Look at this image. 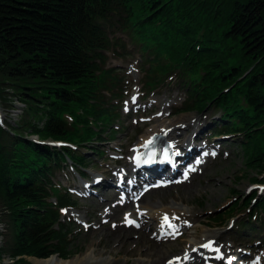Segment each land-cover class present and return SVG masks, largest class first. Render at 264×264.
Here are the masks:
<instances>
[{
    "label": "trees",
    "instance_id": "trees-1",
    "mask_svg": "<svg viewBox=\"0 0 264 264\" xmlns=\"http://www.w3.org/2000/svg\"><path fill=\"white\" fill-rule=\"evenodd\" d=\"M119 33L146 55L149 90L175 76L184 110H220L244 135L246 168L264 172V0H0V211L12 257L72 255L59 211L69 199L53 178L64 156L85 168L83 159L30 136L80 147L102 138L118 118L122 78L107 54L123 57ZM257 207L264 213V196Z\"/></svg>",
    "mask_w": 264,
    "mask_h": 264
},
{
    "label": "rangeland",
    "instance_id": "rangeland-1",
    "mask_svg": "<svg viewBox=\"0 0 264 264\" xmlns=\"http://www.w3.org/2000/svg\"><path fill=\"white\" fill-rule=\"evenodd\" d=\"M124 40L126 42V45H128L126 53H129V55H127L126 59L117 61L113 54H109L111 62L113 64H119L124 67L137 65L138 61L141 60L142 54L134 45H132L129 39L125 37ZM118 51L120 53H123L124 50L118 49ZM128 74L131 76L129 80L134 84L132 93L134 92L136 87L141 89L143 87V75L139 74L136 69H129ZM184 100L185 91L183 89H180L178 85H176V83H172L169 86L158 90L157 93L151 96L148 100L144 102L142 101V103L138 107L134 108V111H132V113L126 115V111L124 110L121 118V124L123 128L118 130L117 133L114 134V142L109 145L108 141H110L111 139H109V136H107L104 139L106 140L104 141L105 143L103 142V144L100 145V149L106 153L103 157H97L93 153H90V151L87 152L85 149H83L85 152L84 155H86V160L91 162L92 164L91 168L97 169L96 171L89 169V173H91L92 175L94 173V175H96L97 172L101 173L106 171V169L110 166L113 168L116 167L114 160H108L107 156L116 155L118 157H121V151H123L124 155H126L125 159H129L131 153L130 147L132 146V144L134 142H137L143 136V134L153 126L184 118H186L187 120L197 118V116H202L204 118L206 114L211 119L210 111H206L202 114H199L197 112L177 114V111L182 107ZM153 101H155V104L150 106L149 104H151ZM135 111H138L139 114H135ZM12 112L13 110L11 111V116L17 119L20 114L16 115ZM161 113H165L166 116H161ZM4 117H7L6 113ZM149 120L152 121L148 124H144L145 121ZM209 120H205L206 123L204 126L207 127V123ZM226 140L231 141L233 144L229 146L230 148L234 149L232 151V154H223V158H216L215 160L210 161L207 164L206 168L203 169L202 173L195 176L187 185L184 184L176 187H171L170 189L165 190L163 193H156L152 196L154 202H156L157 199L162 198L166 203L165 205H174L176 207L188 210L198 216V218L194 221V226L189 228L188 234L186 235L187 237H184V239L196 240L200 242L204 239L203 234H205V232H208L211 235L215 233L218 236H221L220 241L223 244L239 246V243L235 244V233L237 230H240L239 233L243 235L247 229L243 227L241 223L248 220V217L251 214L250 211L244 210L243 213L232 219V222L228 221L224 225V227L221 228H217V224H215L213 220L216 217L215 214L217 213V211L233 200V195H236L237 199H245L246 197H248V189L256 183L252 182V179H262V177L264 176V172L260 173L256 170H248L245 167L244 161L242 159V149L241 147L237 146V142L243 141V136H234L233 138ZM229 144L231 143H228V145ZM108 146H112L113 148L118 149L119 152L115 153L111 150L112 147ZM95 161H97V163H95ZM66 172L67 176L64 173L62 175L63 179L66 181H70V183L72 184L75 183L76 185H78V181L80 180L78 178V172L74 169L72 170L70 165L69 170H67ZM103 196H106V194L103 193ZM147 197L148 195L146 196V198ZM78 202L81 213L90 218L91 213L88 210L87 206L91 205L93 202H85V200H79ZM238 212L239 210L237 211V213ZM67 220H69V217L66 218V222H68ZM103 220L104 219L101 218L98 221L99 224L100 222L102 223ZM114 221V219H111L108 226L106 225L101 229L95 231L94 233L91 229L87 230L85 226L77 224L78 230L77 232L75 231L73 239L71 238L73 240L72 248L74 249L75 254L68 260H72L77 256H84L94 250L96 256L109 257L111 260H113V264H134V259L141 257L137 251H139L140 248H144V244L143 242H139L137 247L134 248L133 252L128 255L125 253V251L129 249V246H125L120 250H114L112 248L113 242H108L106 240L108 230L111 229L109 227H112V225L115 224ZM259 224L263 225L261 231H264V223H261V221H259ZM102 229L104 230L101 233ZM252 233L255 232L252 231ZM163 244L168 246L171 250L170 253H167L164 256V260L166 261L172 256L184 252L186 246L183 243V239L174 241L172 243L163 242ZM117 246L118 244L114 243L113 247ZM119 257L126 259L128 258V261L119 262L115 260V258ZM26 261L29 264H37L38 259L26 258Z\"/></svg>",
    "mask_w": 264,
    "mask_h": 264
},
{
    "label": "bare ground",
    "instance_id": "bare-ground-1",
    "mask_svg": "<svg viewBox=\"0 0 264 264\" xmlns=\"http://www.w3.org/2000/svg\"><path fill=\"white\" fill-rule=\"evenodd\" d=\"M197 122H200L199 118H193L191 120H187L186 118L180 120H173L169 124L161 123L158 124L151 129H149L146 134L136 143V146H142L146 140L152 136V134H159L167 139L169 142L174 143L176 145V140L185 135V141L188 146L192 145V138L190 133L192 130H195V126ZM193 134V133H192ZM134 154V150L132 151V156ZM126 165L130 166V162H125ZM164 188H160L158 190L150 191V197L147 202H143V198L139 203L136 204L133 202L131 197H127L122 200L117 195L113 198H107L106 201H102L97 205V210H102L104 207H108L109 211H104L102 214L106 216H111L117 222L115 228L108 230V234L106 236V240L108 242L112 241L117 243V247L112 248L115 250H120L125 246H129V249L125 251V253L131 254L135 247H137L139 242H143L144 248H140L139 255L141 257L134 259V264H166V260H164V256L167 253H170L171 250L168 246L164 245L162 242L165 240H172L175 238V234L178 232L186 233L187 227L192 226L193 221H195L198 216L193 214L192 212L176 207L174 205L167 206L165 205V201L162 198H159L154 202L152 195L156 193H163ZM137 206L139 212L136 211V216L133 218L131 214L125 212V209L129 207ZM124 209V210H123ZM142 213V214H141ZM68 214H75L77 219L83 220L84 216L81 214H76L73 211L68 212ZM167 214L171 218V222L175 225L173 232H171L167 226L166 229H163L161 226L162 217ZM130 215V219L140 223V230L135 228V223L127 226L125 223V216ZM124 216L123 219L121 217ZM104 229L101 230V233ZM143 230V231H142ZM113 233V234H110ZM167 239H165L166 234ZM204 240L198 242L196 240H183V243L186 245L185 251L189 254L179 253L175 255L173 259H175L174 264L182 263V264H194V258L208 255V258H214L218 256H222V254L229 249V246L217 245L215 248V252H208L202 248L203 244H206L212 240L221 239V236L217 234H210L205 232L203 234ZM218 242V241H217ZM121 246V247H120ZM134 254V253H133ZM144 257V258H143ZM187 257V259H185ZM172 258V257H171ZM115 260L122 262L128 261V258H115ZM210 260V259H208ZM223 258L220 259L222 262ZM262 261H264L262 259ZM113 260L109 257L96 256L94 250L89 252L84 256H77L72 260H64L59 257L53 256L49 259L38 260L37 264H113ZM249 264H260V262H253Z\"/></svg>",
    "mask_w": 264,
    "mask_h": 264
},
{
    "label": "snow or ice",
    "instance_id": "snow-or-ice-1",
    "mask_svg": "<svg viewBox=\"0 0 264 264\" xmlns=\"http://www.w3.org/2000/svg\"><path fill=\"white\" fill-rule=\"evenodd\" d=\"M152 141H148V144H151ZM168 158V155H167V149L165 150V159ZM137 162H139V157H137ZM148 161H145V163H147ZM195 169H192V171H194ZM185 175V178H187V172L184 174ZM137 211L139 212V209H137ZM142 214V213H141ZM125 223L131 225V224H134L135 221L131 220L130 219V215H126L125 216ZM137 227L139 225H136ZM161 226L164 227V226H167L168 228L170 229H174L175 228V225L172 224L171 222V218L165 214L163 217H162V223H161ZM212 246L211 242L208 243V244H205V245H202V247H206V248H210ZM185 259H187V257H185ZM169 264H174L173 261H169Z\"/></svg>",
    "mask_w": 264,
    "mask_h": 264
}]
</instances>
